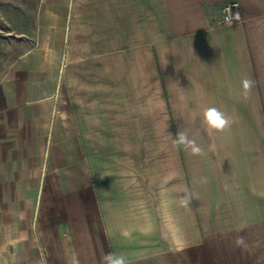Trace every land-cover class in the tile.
Returning a JSON list of instances; mask_svg holds the SVG:
<instances>
[{"label":"crops","instance_id":"crops-1","mask_svg":"<svg viewBox=\"0 0 264 264\" xmlns=\"http://www.w3.org/2000/svg\"><path fill=\"white\" fill-rule=\"evenodd\" d=\"M226 1L36 4L0 68V264H264V0Z\"/></svg>","mask_w":264,"mask_h":264},{"label":"rangeland","instance_id":"rangeland-1","mask_svg":"<svg viewBox=\"0 0 264 264\" xmlns=\"http://www.w3.org/2000/svg\"><path fill=\"white\" fill-rule=\"evenodd\" d=\"M39 2L42 8L51 0H0V68L14 55L10 54L11 51L19 46L21 26L33 28L37 14L35 8ZM44 13L48 12L40 9V19ZM28 43L31 44V39H28Z\"/></svg>","mask_w":264,"mask_h":264},{"label":"clouds","instance_id":"clouds-1","mask_svg":"<svg viewBox=\"0 0 264 264\" xmlns=\"http://www.w3.org/2000/svg\"><path fill=\"white\" fill-rule=\"evenodd\" d=\"M239 19V13L230 14L226 18V22H231L233 20ZM255 87V81L251 78L245 77L242 80V89L244 94L247 95ZM204 124L210 130L215 131H224L229 128L232 124L230 117L226 116L225 113L221 112L215 107H209L204 110L203 113ZM174 144L177 148L184 147L186 149H191L193 154L199 155L202 154V149L198 147L193 139H190L184 132L178 131L176 134V139ZM181 203L187 204V200H182ZM237 246L243 245L244 240L242 237L236 239ZM106 264H126V259L123 255H115L112 253L106 254L104 257Z\"/></svg>","mask_w":264,"mask_h":264},{"label":"built area","instance_id":"built-area-1","mask_svg":"<svg viewBox=\"0 0 264 264\" xmlns=\"http://www.w3.org/2000/svg\"><path fill=\"white\" fill-rule=\"evenodd\" d=\"M221 11H222V17H221L222 23H230V22H226V18L230 14L239 13V19L238 20L241 19L240 6H239L238 1H236V0H230V1L224 2L222 7H221ZM233 21H237V20H233ZM233 21H231V22H233Z\"/></svg>","mask_w":264,"mask_h":264}]
</instances>
